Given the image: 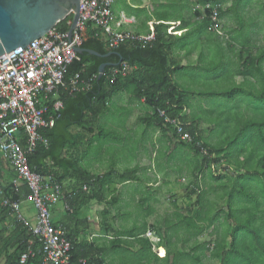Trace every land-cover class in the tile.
<instances>
[{
    "label": "trees",
    "instance_id": "16d2710c",
    "mask_svg": "<svg viewBox=\"0 0 264 264\" xmlns=\"http://www.w3.org/2000/svg\"><path fill=\"white\" fill-rule=\"evenodd\" d=\"M217 1L196 0L195 4L204 6V10L193 8L194 21L187 23L185 27H168L165 24V20L177 15H171L173 8L168 10L164 6V13L158 16V21L151 22L154 39L146 43L130 41L110 48L102 32L94 28L91 23H86L80 33L81 48L92 50L98 55L82 52L78 60L72 61L66 67L63 77L64 87H59L57 93L63 102V108L58 114L55 125L42 131L47 146H40L34 154L29 155L28 165L47 180L56 182L62 192H64L62 184L65 180L75 181L71 193L67 196L63 193L62 202L72 210L70 215L78 213L82 202L86 199L97 198L101 203L114 204L113 171L92 174L81 167L84 157L77 151L78 139L73 137L69 129L72 126L87 128L105 114L113 96L124 91L133 100H143L145 109L149 110L150 113H145L140 119L145 128L160 129L162 132L160 138L162 137L163 140L165 136L167 144L173 145L171 149L169 146L164 147L165 154L170 150L168 153L170 156L184 154L188 162L190 178L185 184V189L188 196H196L197 208L187 216L181 213L172 215L174 220H177L175 224L179 221L184 230H193L189 234L186 230L187 236L183 239L179 238L184 244L190 241L195 251L194 254L192 252L186 254V257L191 255L192 258L189 256V259H192V263H199L202 254L209 252V244L206 242L199 244L196 239L205 229L212 227L211 235L214 240L210 256L218 259L220 264H264V105L260 103L252 105L248 101L253 94L257 100L264 101V4L261 0H230L229 7L223 11L221 9L223 0ZM206 5L209 7H205ZM249 9H255L256 14H249ZM213 11H215V20L212 21ZM226 12H229L231 18L235 20V26L227 29L228 35L224 41L217 39L215 32L220 28L219 19ZM71 16H66L56 26L65 30V22L70 20ZM182 29L186 36L180 37L173 32L174 30L180 32ZM148 32L147 25L144 34ZM259 33H262L263 42L253 52L257 40L254 35ZM192 36L194 41L200 39L201 42L199 58L194 69H201V64L208 63V60L202 62L200 58L206 59L210 56L216 58L217 54L213 52L218 51L221 54V58L215 61L216 65L226 57L229 59V73L224 72L229 76V88L208 93L224 96L232 102L229 104V120L225 122L227 129H231L233 119L241 122L234 132V137L229 140L223 141L224 133H216L213 122H208L212 124L208 133L199 128L203 121L202 117L194 116L189 112L191 104L188 99L191 93L189 92L187 96L185 89L175 81V75L179 71L186 70L188 65L172 63L171 53L178 39L192 38ZM193 48L194 45L187 49L186 53L190 54ZM122 63L127 66L126 73L117 75L115 80L110 82L109 71L120 67ZM101 64L106 65L101 77L98 78V68ZM75 74L79 75L76 87L83 86L81 83L83 82L88 83L87 89L73 90L74 85H71V80ZM235 76L242 78L240 83L236 84ZM159 110L175 120L182 127L183 132L191 136V142L181 140L175 127L164 124L163 119L158 116ZM249 113L251 115H248ZM168 133H170L169 137ZM212 133L217 135L218 139L215 142L211 140ZM202 150H205L206 154H202ZM179 165L180 163L173 167L179 169ZM5 166L8 169V164L0 158V183L4 196L12 200H20L22 196L27 197L29 192L25 185L18 191L14 190L13 172L11 170L10 174L7 172L4 175ZM215 166L222 168V173L230 167L234 172L225 176L220 173L215 174L213 168ZM204 168H207L209 178L212 180V183L205 187L202 174ZM134 175L135 171L125 170L118 174V179L119 181L134 179ZM84 186L86 190L83 189ZM216 189L220 192H215ZM209 193L215 194L216 198L225 202L226 208L218 211L223 214L222 222L217 219V215L209 216L213 208V203L208 197ZM149 198L150 195H144L141 206H145ZM10 213V209L0 207V222ZM170 220L173 219L165 217L162 223L157 220L150 228H147L145 221L139 226L132 225L129 238H133L140 245L139 251L135 253H139L140 257L148 254L165 264H187L185 262L187 258L179 260L170 246L163 242V235L172 225ZM218 227L221 228L219 231ZM100 229L106 234L112 231V225L104 224ZM147 231L155 234L154 242L145 236ZM66 238L72 245L70 252L72 264H80L81 259L87 264H104V256L113 250V247L122 248L124 244L122 239L117 237L113 238L112 245L107 247L94 245L86 240L77 241L76 235L67 234ZM0 240L2 245L0 256L4 258V264H40V246L21 222L14 219L13 229L7 236L0 233ZM29 240L33 242L31 245L28 244ZM125 244L129 243L125 242ZM28 247L33 249L34 255L21 263L20 257ZM152 247L165 248L164 257H158Z\"/></svg>",
    "mask_w": 264,
    "mask_h": 264
},
{
    "label": "built area",
    "instance_id": "2783aa9c",
    "mask_svg": "<svg viewBox=\"0 0 264 264\" xmlns=\"http://www.w3.org/2000/svg\"><path fill=\"white\" fill-rule=\"evenodd\" d=\"M113 4L114 0H81L78 17L70 33L72 16L65 22V30L56 24L46 34L30 41L23 50L19 46L0 55V158L13 172L14 190L18 191L23 185L27 187V199L35 210L36 222L33 226L29 225L21 212L20 200L5 197L1 183L0 207L10 209L15 219L24 224L36 239L41 252L40 264H72L71 243L64 231L51 222V207L59 201H64L61 187L31 169L27 157L34 154L38 147L47 146L42 131L55 125L63 108V102L57 95L58 88L64 87L66 67L79 59L77 48H80L82 43L80 33L86 23H91L102 32L110 48L130 41L146 43L154 39L151 23L147 24L149 32L146 34L124 29L123 25L127 24L128 20H115ZM205 7L208 8L209 5ZM194 8L204 10V6L200 4H195ZM214 13L215 11L211 15L212 21L215 20ZM126 71L127 66L123 63L120 67L113 68L109 71L110 82H113L117 75H124ZM78 81L79 75H73V90L88 88V83L83 82V86L77 88ZM158 116L163 119L164 124L175 127L181 140L191 142V136L184 133L182 127L164 111L159 110ZM201 153L206 154V151L202 150ZM64 208L69 210L66 203ZM145 236L150 241L152 239L151 242L156 240L152 231H147ZM32 243L31 240L28 241L29 245ZM152 249L159 257H164L165 253L161 256L158 252L162 248ZM33 255V249L28 247L21 255L20 262L24 263ZM79 263L87 264L83 259L79 260Z\"/></svg>",
    "mask_w": 264,
    "mask_h": 264
},
{
    "label": "rangeland",
    "instance_id": "374dc122",
    "mask_svg": "<svg viewBox=\"0 0 264 264\" xmlns=\"http://www.w3.org/2000/svg\"><path fill=\"white\" fill-rule=\"evenodd\" d=\"M195 1L196 0H193L191 2L189 6V11L187 10V12H185V15H187V19H188L187 23H193L194 21V17L190 9L194 8ZM215 1L218 2L217 0ZM254 2L255 1H253V3ZM261 2L264 4V0H261ZM183 5H187V2H181L180 0H169L165 6H166V9L173 8V12H170L171 15L180 16L182 12L181 11L182 7H184ZM229 5H230V0H223V3L221 4V9L225 11L229 7ZM248 13L256 14V10L249 9ZM261 19H262V16L260 15V20ZM187 23H183L181 27H185ZM219 25H220V28L217 29V32H215V35H217V39H224L225 41L228 35L227 29H229V27L235 26V20L231 18V16L229 15V12H226V14L221 19H219ZM183 31L184 30L182 29V31L180 32L174 31V33L179 34L180 37L186 36L183 33ZM262 37H263L262 33H259L258 35H254L255 39H259L258 42L256 40L255 47H257L258 45H262V41H261ZM213 39H215V37ZM194 42L195 41H194L193 36L192 38L187 37L186 39H178L175 47L180 48V51L184 50L185 55H186L187 54L186 50L191 48L194 45ZM190 53H196V51L192 49ZM213 53L215 55L217 54L216 58H212L211 56L208 58L206 57V59L203 57L200 58L202 59V62L203 61L207 62L208 60V63L201 64L202 67L201 69H198V70L193 69L195 67L189 65L186 68V70H182L175 75V81L178 84H180L182 88L185 89V91L188 93L187 96H189V92L191 93L188 99L191 104V108L189 109V112L193 114L194 116L202 117L203 119L202 122H205V123L202 124L201 127L205 131V133H208L210 129L212 128V124L206 123V121L213 122L216 133L220 134V132H223L224 135L222 139L223 141H226L234 137V132L236 128L239 126V124H241V122L233 119V125H231V129L230 130L227 129L225 122L229 120V104H232V102H229V100L225 99L224 96L208 94L209 92L215 93L220 90L229 88V76L224 74V72L229 73V59L226 57L223 61H219V64L216 65L215 61H218L221 58V54L218 51L217 53L216 52H213ZM179 54L182 55L181 52ZM115 99H116V96L113 97L112 100L114 101ZM248 101L249 103H252V105H257L259 103L261 105H264V101L257 100V98L254 97V94L252 95V97H250V100ZM241 109H243V107ZM248 115H251V113H249ZM133 124H135V126L133 125V127H134V130L136 129L135 130L136 133H141L143 131V128H145L142 122L138 123V121H136ZM227 125H229V123ZM147 129L148 131L149 129H151V133H152V134L149 133L148 136L152 137V135H155V138L152 141H149L153 146L148 145L149 143L145 142L146 144L144 145V147H140L141 151L139 153L140 154L139 163L140 165H144V167L150 168V172H147L149 184L145 182V185L150 186L151 189H148V193L146 194L153 196V200L151 201V204L153 205V208L157 209V215L159 216L158 220H160L159 223H162L165 217H171V219H173L169 221V222H172V225L168 227L167 229L168 232L163 235L164 244L166 243L168 247L170 246L173 253L179 257V260L183 258H187L185 259V262L187 264H220L218 259H214L210 256V251H211V247L213 245V240H214V237L211 235V232L213 231L212 227H210L209 229H205V231L200 235V239H199V244H202L205 242L209 244L210 246L209 252H204L202 254L199 263H192V259L191 260L189 259V256L190 258H192L191 255L189 256L187 255L186 257V254L188 253L194 254L195 251L193 250L192 243L190 241L184 244L182 239L185 236H187L186 234L187 232L189 234L193 230L192 231H188L187 229L184 230L183 228H181L182 224H180L179 221H178V224H175L177 220H174L172 215L174 213H181L187 216L191 212L192 213L195 212V209L197 208L196 196L195 195L188 196L186 194V189H185V184L190 178V170L187 167L188 162L185 160L184 154L176 155V156L174 155L170 156L169 154H165L164 147L169 146V149H171L173 145L167 144L165 140V136L163 140L162 139L159 140L161 133H162L160 129L158 128L154 129L152 127H149ZM110 130H113L112 126H110ZM167 135L169 137L170 133H168ZM109 138L112 139L111 137ZM217 139H218L217 135L212 133L211 140L215 142ZM132 143H138L137 139H133ZM111 146H114V145H111ZM118 148L117 147L112 148L111 152L106 155L105 163H101L102 158H100L97 155L96 157L94 152L90 153V155L86 157L84 162H81V167L87 169L89 167L88 161L91 158L90 163L92 161V164H96L97 166H102L106 169H108L110 165L116 168H120L119 165L116 164V161H117L116 159L118 158L117 156L120 155L119 152L115 151ZM143 152H145L146 159L142 155ZM179 163H180L179 169L172 166V165L179 164ZM94 167L95 166L92 165L91 168H94ZM123 167H126L125 162H123L121 166L122 172H123L122 170ZM213 168H214L215 174L220 173L223 176L227 174L230 175L234 172V169L232 167H230L228 170H225L224 171L225 173H222L221 170L223 169L218 166H215ZM202 174L204 177V187L205 185L212 183V180L209 178L207 168L203 169ZM116 179H117V176H116ZM131 188L132 189H130V187H128L127 185L125 187L118 186L116 187V191L118 193L120 192L122 196L124 197V196H129L130 191H133L135 188H137L136 195L134 198L135 201L140 199L145 193V192L143 194L139 193L143 190L141 189L142 186L139 184H132ZM215 192H220V190L216 189ZM208 197L210 201H212L213 203V208L211 209L209 216L216 217L217 215V219H219V221L222 222L223 214L219 213L218 211L220 209L224 210L226 208L224 204L225 203L224 200L218 199L216 198L215 194H210V193L208 194ZM155 200L158 201L157 205L154 202ZM173 201L175 203L174 205H173ZM117 207H119V204L117 205ZM139 215L140 214H137L136 217H138ZM134 216L135 215L131 216L133 218L131 220L127 219L123 221H118L119 223H121L119 227H117V224H115V221L110 222V225H112V227H114L115 229H119L118 231H116V234H114V236L117 238H121L122 239L121 241L122 243H124V245H125V242L128 243L130 240L129 236L131 235V232H132V229L130 228V226L133 227L132 225H135V224L139 226L141 225L143 221H145V218H140V217L134 220L136 218ZM147 221L148 220L145 221L146 225L148 223ZM150 222L152 224V223H155L156 221H153V222L150 221ZM219 229L221 228L218 227L217 230L219 231ZM136 230H138V228ZM136 233L137 232L135 231V235ZM106 237H109V235L100 233V238L102 240L104 239L103 241L107 243V241H109L110 239ZM179 238H182V239L180 240ZM151 241L153 240L151 239ZM227 241L229 242V238ZM158 252H159V255L161 256L164 255L165 253L163 249H160V251ZM104 261L106 264H165V262L163 261H157L153 259L148 254H146L144 257H140L139 253L132 252L129 249L124 248V246L120 248L119 250L118 249L110 250L109 253L106 256H104Z\"/></svg>",
    "mask_w": 264,
    "mask_h": 264
},
{
    "label": "crops",
    "instance_id": "0c3cea01",
    "mask_svg": "<svg viewBox=\"0 0 264 264\" xmlns=\"http://www.w3.org/2000/svg\"><path fill=\"white\" fill-rule=\"evenodd\" d=\"M114 1L116 2V4L114 2L115 6L113 4V13L115 20L118 21L120 19H126L128 20V23L123 25L124 29L136 33L138 32L145 33L147 29V24L158 21L157 20L158 16H161L162 13H164V6L169 0H114ZM192 1L193 0L187 2V5H183L184 7H182L181 10L182 12L180 16L177 15L174 18L173 17L169 18L167 21L165 20L164 23L167 24L168 27L182 26L183 23H187L188 19H187V15H185V12H187V10L189 11V6ZM191 9L190 11L192 12ZM172 40H176V39H172ZM258 40L259 39H257V42ZM261 41L263 42V40ZM258 47H260V45H258L256 48H253V52H255ZM193 50H195L196 53H190V54L188 53V55L187 54L185 55L184 50L180 51V48L174 47L170 56L171 57L170 60L174 64L188 65V66L190 65L195 67L201 50L200 39H198L197 42L196 41L194 42ZM180 52L182 53L183 56L179 54ZM241 79L242 78L240 76L234 77V81L236 82V84L240 83ZM115 96L116 99L114 101L112 100L113 98L110 100L107 111L100 118H98L97 121L93 122L87 128L72 126L69 129L73 137L74 138L76 137L78 139L77 151H79L80 154L83 155L84 157L82 162H84V160L86 159V157H88V155H90V153L94 152L95 156L97 155L100 158H102L101 163H105L106 155L111 152L112 148L114 147L120 148L121 151L119 150V148L115 150L116 152L120 153V155L117 156L118 158L116 159L117 160L116 164L119 165L120 168H116L110 165V167L109 168L107 167L108 169H106L102 166H97L96 164H92V161L90 163V159H91L90 158L88 161L89 167L86 169L92 174H99L103 172L105 173L107 171H113L112 185L114 186L115 189L113 192L114 204H108V203L106 204L104 202L101 203L97 200V198L91 200L86 199V201L82 202L80 211L72 215H70L72 213V210L70 208L69 210L65 209L64 203L62 201L57 202L55 205L51 207V221L55 227H59L64 231L65 236H67V234H70L72 236L76 235L77 241L86 240L94 245H100L104 247L112 245V239L116 238L114 236V234H116L115 231H118L119 229H115L114 227H112V231L106 233L109 235V237L106 238L110 239L109 240L110 243L109 241H107L106 243L103 241L104 239L102 240L100 238V233L105 234V232H103L100 229L101 225L110 224L111 221H115V224H117V227H119L121 223H119L118 221H123L127 219L131 220L133 219L131 216L135 215L134 217H136L137 214H140L134 220H136L139 217L145 218V221L148 220L147 228L148 227L150 228L152 227L153 224V223L151 224L150 221L152 222L157 221L159 218V216L157 215V209L153 208V205L151 204V201L153 200V196H150L145 206L144 205L141 206L142 198L144 197V195H148L146 193H148V189L151 188L150 186L145 185V182L149 184L147 172H150V168L144 167V165H140L139 163V155H140L139 153L141 151L140 147H144V145L146 144L145 142L149 143L148 145L153 146L149 141H152L155 138V135L149 137L148 135L149 133H151V129H149L148 131V129L146 128H143V131L141 133H136L135 132L136 129L134 130L133 127V125L135 126V124H133L134 122L138 121L139 123L140 119L145 115V113H150V112L149 110L145 109L143 100H139V101L133 100L124 91H120L116 93L113 97ZM204 123L203 122L200 123L199 128L202 129L201 125ZM110 126L113 127V130H110ZM110 132L112 134H110ZM109 137H111L112 139H110ZM133 139H137L138 143H132ZM160 139H162V137ZM142 155L146 159L145 152H143ZM122 161L125 162V166H126L122 168L123 172L125 170L135 171L134 179L119 181L118 174L123 173L121 171V166L123 163ZM92 165H94L95 167L91 168ZM7 172L8 174H10L11 172L10 167L8 166V169L7 166L3 167V174L5 175ZM116 176L118 180L116 179ZM134 176H131V178H133ZM74 184L75 181L73 179H67L63 182L62 184L64 191L63 193L66 196L69 193H71ZM125 184L128 187H130V189H132L131 188L132 184H139L142 186L141 189H143L139 193L143 194L145 192V194L140 199L135 201L134 198L137 190V188H135L133 191H130L129 196L123 197L120 192L118 193L116 191V187L118 186L125 187L126 186ZM83 189L86 190V187L84 186ZM20 202H21L22 214L27 219L29 225L33 226L36 222V213L34 208L28 201L27 197L22 196ZM154 202L157 205L158 201L155 200ZM118 204L119 207H117ZM14 219L15 217L11 213L4 216L3 221L0 222V233L7 236L13 229ZM199 239L200 236H198L196 242H199ZM128 243L129 244H125V245L123 244L122 247L124 246V248L129 249L132 252L139 251L140 245L137 244L136 241H133V238L130 239ZM1 247L2 245L0 240V252H1ZM117 249L119 250L120 248L113 247V250H117ZM163 250L166 251L165 248ZM4 262L5 260L1 255L0 264H4ZM104 264L106 263L104 262Z\"/></svg>",
    "mask_w": 264,
    "mask_h": 264
},
{
    "label": "water",
    "instance_id": "95a60500",
    "mask_svg": "<svg viewBox=\"0 0 264 264\" xmlns=\"http://www.w3.org/2000/svg\"><path fill=\"white\" fill-rule=\"evenodd\" d=\"M81 0H0V55L26 45L46 34L58 22L72 14L74 26ZM77 52L98 55L92 50L77 48ZM106 64L98 68L101 77Z\"/></svg>",
    "mask_w": 264,
    "mask_h": 264
}]
</instances>
